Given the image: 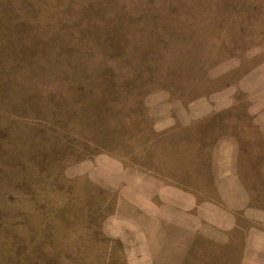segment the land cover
I'll use <instances>...</instances> for the list:
<instances>
[{
  "label": "rangeland",
  "instance_id": "1",
  "mask_svg": "<svg viewBox=\"0 0 264 264\" xmlns=\"http://www.w3.org/2000/svg\"><path fill=\"white\" fill-rule=\"evenodd\" d=\"M0 264H264V0H0Z\"/></svg>",
  "mask_w": 264,
  "mask_h": 264
}]
</instances>
